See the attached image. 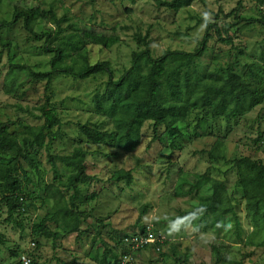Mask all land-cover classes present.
<instances>
[{"label": "rangeland", "instance_id": "obj_1", "mask_svg": "<svg viewBox=\"0 0 264 264\" xmlns=\"http://www.w3.org/2000/svg\"><path fill=\"white\" fill-rule=\"evenodd\" d=\"M161 1L170 0H1L0 22H11L16 6L53 8L58 17H65V34L73 31V25L118 35L122 42L111 50L89 46L91 61L109 60L116 77L130 66L132 52L141 49L133 38L136 33H148L157 57L169 49L194 51L208 23L220 28L231 25L229 35L233 40L232 45H226L215 34L211 36L208 52L200 62L208 71L236 58L244 64L259 59L264 49V5L252 0H205L204 4L195 1L188 8L173 11L158 5ZM30 27L37 32L49 28L57 31L49 19L35 18ZM2 42H9L10 47ZM46 45L45 39L38 41L30 36L23 18L0 29V122H14L11 132H21L22 123H44L38 117L47 100L46 82L34 80L27 71H10L12 63L34 71H48L51 55L45 53ZM90 89L84 82H55L52 101L60 110L63 137L49 150L42 148L31 154L35 166L25 164L29 181L24 180V184L29 198L24 214L9 218L8 207L0 205V264L18 262V256L14 257L11 251H33V222L51 217L64 204L71 207V203L75 211L83 213L81 229L85 231L79 236L66 235L62 226L49 223V228L58 231L59 236L55 245L51 239H39L40 264H113L126 251L119 243L123 235L140 231L146 223L168 240L161 251L154 247L133 251L131 264H215L217 248L223 258L220 264H264V225L246 208L234 172L225 174L231 166L227 160L234 157L251 156L264 162V103L243 118L229 122L207 118L201 124L199 119L203 115L199 110L180 107L166 121L167 126H177L185 134L174 147L170 146L165 126L153 141L152 127L145 124L139 145L130 152L89 144L78 131L77 123L99 119L87 105ZM76 147L88 152L87 174L93 177L80 185L78 195L54 181L48 158L49 153L71 154ZM212 155L217 158H211ZM58 167L60 173H67L62 163L58 162ZM128 171L132 175L130 184L126 178ZM206 172L212 179L226 182L234 212L228 209L216 218L204 216L203 211L185 214L209 205L204 186L192 189ZM92 194L95 197L88 199Z\"/></svg>", "mask_w": 264, "mask_h": 264}, {"label": "trees", "instance_id": "obj_2", "mask_svg": "<svg viewBox=\"0 0 264 264\" xmlns=\"http://www.w3.org/2000/svg\"><path fill=\"white\" fill-rule=\"evenodd\" d=\"M195 1L205 3V0H170L161 1L158 5L178 11L190 7ZM252 1L257 5H264V0ZM236 10L230 14H234ZM21 18L24 20V28L33 39L46 40L44 51L51 57L48 71H34L29 66L11 64L10 72L16 69L27 71L28 76L34 80L45 81L47 100L40 108L41 115L38 119L44 122L40 126L22 123L21 132L15 130L11 132L14 122H0V205L5 204L8 207L9 218H13L16 213L22 215L26 210V199L29 198V194L24 183L26 180L29 181V177L25 164L35 166L30 158L31 154H37L42 148L49 150L50 145L63 137L60 110L52 101L57 80L84 82L91 86L87 105L92 107L93 114L99 119L95 122L77 123V129L87 143L130 152L139 145L140 132L145 124L152 127L153 141L157 140L159 130L165 126L171 139L170 146L174 147L185 134L177 126H167L166 121L180 107L199 110L203 115L199 119L201 124L207 118L224 119L227 122L237 120L264 103V49L259 59L250 64L241 63L236 58L227 64H218L213 72L200 64L201 58L208 52V44L213 34L217 36L219 42L233 44L229 35L231 25L220 28L208 23L205 35L194 51L169 49L157 57L153 54L148 33L145 35L136 33L133 38L141 45V49L132 52L130 66L116 77L109 60L91 61L89 46L111 50L122 42L118 35L97 33L95 30L79 29L73 25H70L73 31L65 34L62 27L65 17H58L53 8L43 10L38 7L19 6L14 8L11 22H0V29L9 23H16ZM35 18L49 19L56 25L57 31L53 28L41 32L34 31L30 27V22ZM54 41L55 44L52 45ZM2 45L10 47L9 42H2ZM1 56L2 54L0 62ZM237 68H240L242 73H239ZM87 154L82 147H76L68 155L49 153V163L55 175L54 181L72 189L74 194L78 195L80 185L93 179L87 174L85 163ZM222 156L221 159L225 160L226 158ZM211 158L217 157L212 155ZM227 161L231 166L225 174L229 171L234 172L236 185L242 190L246 208L254 212L264 225V162L251 156L234 157ZM58 162L64 165L66 174L59 172ZM126 178L130 184L132 181L130 171L126 173ZM200 186L205 187L209 205L197 207L195 212L187 211L185 214L203 211L204 216L213 215L216 218L222 216L228 209L234 212L230 196H227L225 181L212 179L206 172L198 177L192 189ZM56 191L60 192L57 189ZM94 197L95 194H92L88 199ZM62 199L63 196L60 197V200ZM145 212L146 208L142 215ZM82 217L83 213L75 211V205L71 203V207L64 204L57 212L52 213L51 217L46 216L33 222L30 228V235L33 238L30 245L33 246V251L26 253L32 264H40L42 259V255L38 254L41 248L40 238L51 239L54 245L56 244L59 232L50 229L49 223L55 222L58 227L62 226L66 235L79 236L85 231L81 229ZM17 220L13 222L17 224ZM18 224L22 226L21 223ZM238 227L237 225V232ZM144 228L143 225L141 230ZM125 236L127 234L123 235L119 243L126 251L117 257L113 264H118L124 255L135 251L125 245L123 240ZM0 238L2 239V235ZM167 240L152 247L155 249L158 247L161 251ZM216 251L215 264H220L223 258L220 249L217 248ZM11 252L14 257L18 256L19 260L15 264H21L20 258L24 252Z\"/></svg>", "mask_w": 264, "mask_h": 264}, {"label": "built area", "instance_id": "obj_3", "mask_svg": "<svg viewBox=\"0 0 264 264\" xmlns=\"http://www.w3.org/2000/svg\"><path fill=\"white\" fill-rule=\"evenodd\" d=\"M144 230L135 231L132 233L127 234L123 238L125 245L133 250H140L145 249L147 247L156 246L157 243H163L165 240V237L159 233H157L153 229V225L146 223ZM34 245V244H32ZM157 250L159 248L157 247ZM21 264H32L31 258L23 254L20 258ZM132 257L131 254H126L122 257L120 262L118 264H131Z\"/></svg>", "mask_w": 264, "mask_h": 264}, {"label": "clouds", "instance_id": "obj_4", "mask_svg": "<svg viewBox=\"0 0 264 264\" xmlns=\"http://www.w3.org/2000/svg\"><path fill=\"white\" fill-rule=\"evenodd\" d=\"M152 247V246H151ZM147 248H149V247H147ZM146 249V248H145Z\"/></svg>", "mask_w": 264, "mask_h": 264}]
</instances>
